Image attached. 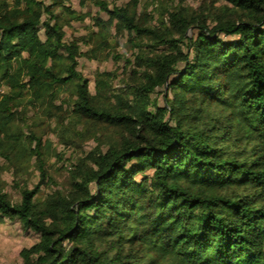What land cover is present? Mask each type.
Listing matches in <instances>:
<instances>
[{
    "label": "trees",
    "instance_id": "trees-1",
    "mask_svg": "<svg viewBox=\"0 0 264 264\" xmlns=\"http://www.w3.org/2000/svg\"><path fill=\"white\" fill-rule=\"evenodd\" d=\"M65 1L0 0V157L16 150L24 96L44 105L69 85L73 114L126 137L77 168L66 195L36 201V186L13 203L0 191V222L39 237L22 264H264V0H221L230 8L211 26L209 11L177 10L159 29L97 2L117 32L169 49L137 58L147 71L135 100L111 108L76 71L77 43L51 24ZM158 88L162 107L148 100Z\"/></svg>",
    "mask_w": 264,
    "mask_h": 264
},
{
    "label": "rangeland",
    "instance_id": "rangeland-1",
    "mask_svg": "<svg viewBox=\"0 0 264 264\" xmlns=\"http://www.w3.org/2000/svg\"><path fill=\"white\" fill-rule=\"evenodd\" d=\"M5 1L11 3V0ZM39 1L47 6L52 3V0ZM97 2L106 4L110 10L129 7L134 10L136 21L151 29H159L160 21L181 9L189 14L209 11L208 24L211 26L214 14H225V6L230 8L221 0H67L64 4L70 12L51 6L55 17L51 24L61 28L64 42L77 43L80 55L76 71L87 81L92 96L97 94L98 87L101 93L99 105L103 108L115 105L117 96L132 103L134 89L147 71L137 67V58L168 53L169 49L156 46L154 41L134 33L117 32L113 24H108L109 17L98 8ZM228 15L237 17L231 11ZM47 19L43 17V20ZM102 74H109V77H101ZM0 89L5 94L8 92L1 85ZM75 90L74 86L64 87L53 99H46L44 105L30 104V96H24L16 122L11 127V133L18 138L16 150L7 152L8 159L0 157V191L13 203L20 202L22 190H33L36 186H39L36 201L56 193L68 194L77 168H92V160L98 153L117 146L126 137L122 129L73 114ZM148 100L162 107L163 89H155ZM148 110L153 111V107ZM36 147L38 156L30 158L29 151H35ZM41 171L44 172V183L39 185ZM38 242V235L25 229L18 220L1 221L0 264H22L20 252Z\"/></svg>",
    "mask_w": 264,
    "mask_h": 264
},
{
    "label": "built area",
    "instance_id": "built-area-1",
    "mask_svg": "<svg viewBox=\"0 0 264 264\" xmlns=\"http://www.w3.org/2000/svg\"><path fill=\"white\" fill-rule=\"evenodd\" d=\"M4 95H5V91L2 90V89H0V100H1V98H2Z\"/></svg>",
    "mask_w": 264,
    "mask_h": 264
}]
</instances>
